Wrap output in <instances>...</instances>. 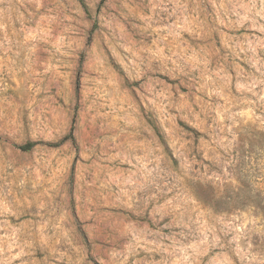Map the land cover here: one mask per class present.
Returning <instances> with one entry per match:
<instances>
[{
  "label": "rangeland",
  "instance_id": "374dc122",
  "mask_svg": "<svg viewBox=\"0 0 264 264\" xmlns=\"http://www.w3.org/2000/svg\"><path fill=\"white\" fill-rule=\"evenodd\" d=\"M0 264H264V0H0Z\"/></svg>",
  "mask_w": 264,
  "mask_h": 264
},
{
  "label": "trees",
  "instance_id": "16d2710c",
  "mask_svg": "<svg viewBox=\"0 0 264 264\" xmlns=\"http://www.w3.org/2000/svg\"><path fill=\"white\" fill-rule=\"evenodd\" d=\"M155 131H157V129H155ZM35 146V143L33 142H28V143H25L24 145H21L19 146L18 148L23 151V152H28L30 151L32 148H34Z\"/></svg>",
  "mask_w": 264,
  "mask_h": 264
}]
</instances>
